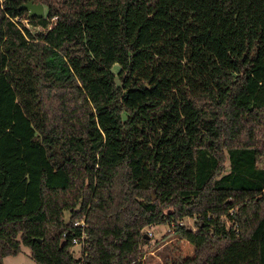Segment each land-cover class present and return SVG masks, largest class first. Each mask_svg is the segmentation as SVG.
<instances>
[{
    "label": "trees",
    "instance_id": "1",
    "mask_svg": "<svg viewBox=\"0 0 264 264\" xmlns=\"http://www.w3.org/2000/svg\"><path fill=\"white\" fill-rule=\"evenodd\" d=\"M263 123L264 0H0V264H264Z\"/></svg>",
    "mask_w": 264,
    "mask_h": 264
},
{
    "label": "rangeland",
    "instance_id": "2",
    "mask_svg": "<svg viewBox=\"0 0 264 264\" xmlns=\"http://www.w3.org/2000/svg\"><path fill=\"white\" fill-rule=\"evenodd\" d=\"M43 4V3H42ZM45 6V18L49 13V6L44 4ZM26 17H28V12L26 13ZM17 21H22V23L33 33H39L42 31L39 27H33L28 24L27 20H22L21 18H17ZM114 70L117 72L119 68L116 66ZM259 140L262 145H264V123L260 128L259 132ZM264 158V157H263ZM229 164H226L227 170ZM261 164H258L260 167ZM70 212H65V220L66 222L70 221ZM80 220V219H78ZM196 219L190 217H184L179 222L187 227L194 228ZM173 224H162V225H155L146 227L142 233L148 235L150 239V244L147 247H143V251H146L148 247H152L153 254L150 259V264H165V259L173 254V246L176 242V236L172 235L170 238H166L168 233H173L174 228ZM74 255L76 258H81L83 250L81 247L76 246L73 250ZM4 264H37L31 256L30 249L27 247H22V250L19 255L17 256H8L4 259Z\"/></svg>",
    "mask_w": 264,
    "mask_h": 264
},
{
    "label": "water",
    "instance_id": "3",
    "mask_svg": "<svg viewBox=\"0 0 264 264\" xmlns=\"http://www.w3.org/2000/svg\"><path fill=\"white\" fill-rule=\"evenodd\" d=\"M20 10L28 12V17L32 19L45 18V6L42 3L28 2L20 7Z\"/></svg>",
    "mask_w": 264,
    "mask_h": 264
},
{
    "label": "built area",
    "instance_id": "4",
    "mask_svg": "<svg viewBox=\"0 0 264 264\" xmlns=\"http://www.w3.org/2000/svg\"><path fill=\"white\" fill-rule=\"evenodd\" d=\"M260 164H261L260 166H263L264 165V158L260 162ZM73 226L75 228L79 227L82 230L81 238L80 239L79 238H75L73 240V244H74L75 247L76 246H79L83 250L84 247H85V245H86V240H87V236H88V233H87V227L88 226H87L86 220L83 219V218L80 219V220H77V221L74 222Z\"/></svg>",
    "mask_w": 264,
    "mask_h": 264
}]
</instances>
